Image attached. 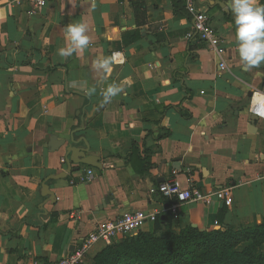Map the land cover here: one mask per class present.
<instances>
[{"label":"crops","instance_id":"obj_1","mask_svg":"<svg viewBox=\"0 0 264 264\" xmlns=\"http://www.w3.org/2000/svg\"><path fill=\"white\" fill-rule=\"evenodd\" d=\"M197 9L221 37L225 69L187 39L184 0H49L34 14L28 0H0V264H56L126 211L157 213L176 231L264 224V116L253 109L264 102V62L244 70L231 0ZM78 22L89 44L61 57L65 28ZM70 141L100 168L70 171ZM88 168L94 180L79 183ZM174 169L184 186L190 174L203 193L230 188V199L173 211L149 190ZM103 249L94 245L85 264Z\"/></svg>","mask_w":264,"mask_h":264},{"label":"trees","instance_id":"obj_2","mask_svg":"<svg viewBox=\"0 0 264 264\" xmlns=\"http://www.w3.org/2000/svg\"><path fill=\"white\" fill-rule=\"evenodd\" d=\"M244 243L249 244L239 250ZM262 244L264 224L240 231H200L191 226L176 231L157 216L151 231L105 247L94 264H264V254L255 252Z\"/></svg>","mask_w":264,"mask_h":264},{"label":"built area","instance_id":"obj_3","mask_svg":"<svg viewBox=\"0 0 264 264\" xmlns=\"http://www.w3.org/2000/svg\"><path fill=\"white\" fill-rule=\"evenodd\" d=\"M31 5V14L47 5L49 0H28ZM197 1L184 0L185 9L192 19V32L187 35V39H197L206 43L210 51L219 59V69H225L226 63L223 59L225 49L206 16L197 9ZM180 171L172 170L170 178L158 185L157 188L149 190L150 194H161L164 199L171 202V209L174 211L179 204L185 202H200L210 205L213 201H227L230 199V188L203 193L195 185L190 174H187L185 186L177 179ZM94 180V172L91 168L78 178L81 184H88ZM73 183V182H71ZM157 213H147L142 210L126 211L121 213L114 220H108L98 224L95 229L81 241L78 248L72 253L60 259L56 264H85L91 248L101 243L105 247L110 246L126 237L137 234L147 223L154 224L157 220ZM217 225V223H215ZM33 264H41L39 261Z\"/></svg>","mask_w":264,"mask_h":264},{"label":"clouds","instance_id":"obj_4","mask_svg":"<svg viewBox=\"0 0 264 264\" xmlns=\"http://www.w3.org/2000/svg\"><path fill=\"white\" fill-rule=\"evenodd\" d=\"M92 7L95 8V3ZM231 12L235 17L238 53L244 70L257 68L264 62V4L259 0H231ZM87 31L88 25L84 22L68 24L65 35L70 46L58 49V55L68 57L74 51L83 52L89 44ZM110 63L111 58H107L101 66L110 71ZM116 91L118 89H108L109 94ZM255 111L257 115L264 116V102L258 104Z\"/></svg>","mask_w":264,"mask_h":264},{"label":"water","instance_id":"obj_5","mask_svg":"<svg viewBox=\"0 0 264 264\" xmlns=\"http://www.w3.org/2000/svg\"><path fill=\"white\" fill-rule=\"evenodd\" d=\"M260 89H262V87ZM250 97H251V94L248 95V98H250ZM64 144H65V141H61V143L58 145L57 148L63 146ZM75 145H76L75 142L70 141L66 147L67 164L70 167V169H69L70 171H71V165L72 164H74V165H87L89 167L97 168V169L100 168V165L98 163L99 162L98 157H95L92 155H87L88 151H86L82 148H77ZM56 149H53V150H56ZM55 178H57V177H55ZM43 187L46 188L45 185H43ZM46 195L51 197L50 193H47Z\"/></svg>","mask_w":264,"mask_h":264},{"label":"bare ground","instance_id":"obj_6","mask_svg":"<svg viewBox=\"0 0 264 264\" xmlns=\"http://www.w3.org/2000/svg\"><path fill=\"white\" fill-rule=\"evenodd\" d=\"M257 104H258L257 102L254 103V106H253L254 111H255Z\"/></svg>","mask_w":264,"mask_h":264}]
</instances>
